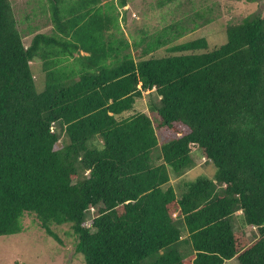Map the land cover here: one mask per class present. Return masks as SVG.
I'll return each instance as SVG.
<instances>
[{"label":"trees","instance_id":"obj_1","mask_svg":"<svg viewBox=\"0 0 264 264\" xmlns=\"http://www.w3.org/2000/svg\"><path fill=\"white\" fill-rule=\"evenodd\" d=\"M128 2L53 4L54 31L26 45L0 0V234L31 211L58 241L52 225L70 223L86 264H264V16L210 50L177 41L214 22L212 8L130 39ZM147 90L150 113L125 117ZM196 148L216 175L179 195L171 172L193 167Z\"/></svg>","mask_w":264,"mask_h":264},{"label":"rangeland","instance_id":"obj_2","mask_svg":"<svg viewBox=\"0 0 264 264\" xmlns=\"http://www.w3.org/2000/svg\"><path fill=\"white\" fill-rule=\"evenodd\" d=\"M105 1V0H103ZM118 1V0H116ZM128 5L120 10V23L125 35L130 39H141L146 34L161 30L164 26L181 19L185 15H192L193 10L212 8L216 17L214 22L195 31L188 32L177 43L206 37L210 50L215 49L228 40L226 29L230 24L240 23L248 17L264 16V0H180L163 8L157 5V0H128ZM75 0H13L18 28L29 45L35 33L54 31L52 6L74 3ZM168 47H163L157 55L166 54ZM84 53V52H83ZM35 68V78L40 91L45 88V73L40 62H32ZM149 90L139 99L133 111L124 114L125 117L134 112L150 113ZM161 142L164 138L160 137ZM195 165L178 174L171 172L172 185L180 195L184 190V182L199 176L213 178L217 167L202 156L200 149L193 151ZM157 163H161L157 157ZM90 223V222H89ZM88 223V224H89ZM239 216L235 218V226L241 228ZM23 228L18 233L0 234V264H86L84 253L76 251L77 237L70 223L53 224L52 229L59 235L61 241L49 235L42 226L35 212L26 211L22 218ZM254 230L249 231L252 237ZM188 233L184 234L186 238ZM191 246L183 244L182 253H191ZM226 264H239L232 259Z\"/></svg>","mask_w":264,"mask_h":264},{"label":"crops","instance_id":"obj_3","mask_svg":"<svg viewBox=\"0 0 264 264\" xmlns=\"http://www.w3.org/2000/svg\"><path fill=\"white\" fill-rule=\"evenodd\" d=\"M76 1H78V0H75V2ZM105 2H107V0H105V1L102 0V3H105ZM70 4H73V3H68V5H70Z\"/></svg>","mask_w":264,"mask_h":264}]
</instances>
